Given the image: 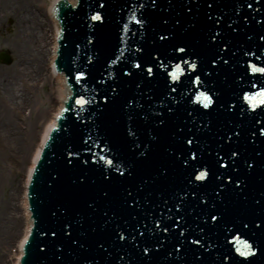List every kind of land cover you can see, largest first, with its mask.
I'll list each match as a JSON object with an SVG mask.
<instances>
[{"label":"water","instance_id":"obj_1","mask_svg":"<svg viewBox=\"0 0 264 264\" xmlns=\"http://www.w3.org/2000/svg\"><path fill=\"white\" fill-rule=\"evenodd\" d=\"M55 3L52 69L63 80L52 79L53 101L62 107L20 182L31 212L20 264H264V104L252 107L264 73L251 71L264 67V0ZM189 150L197 159L185 165ZM201 165L209 177L189 183ZM243 241L255 249L247 257L236 252Z\"/></svg>","mask_w":264,"mask_h":264},{"label":"bare ground","instance_id":"obj_2","mask_svg":"<svg viewBox=\"0 0 264 264\" xmlns=\"http://www.w3.org/2000/svg\"><path fill=\"white\" fill-rule=\"evenodd\" d=\"M55 2L56 0H0L2 12L0 24H3L5 18L14 17L15 27L9 30L18 41L19 53L22 50L24 52V54L16 55L18 57L14 64L16 70L13 77L17 80L16 94L12 83L7 79L0 80V93L3 100H13L18 95V87L19 92L23 93L17 97L21 99L19 102L11 101L4 113L2 110V119L0 118V126L6 129L2 135L0 171L5 170L8 174L6 185L10 188L4 206L7 211L2 212L0 218V245L11 239L0 264H18L22 256V243L25 242L29 233L27 217L30 211L27 210L26 200L22 196L25 186L20 182H28L42 145L48 137L51 126L55 125L62 107L61 103L56 105L53 101V98H56L57 89L52 79H55L57 84L63 80V76L56 75L52 69V56H55L54 48L58 45V42L54 40L58 25L55 24L49 9ZM36 61L41 63L35 66ZM45 81L50 85V90L45 93L44 101L42 100L47 107L40 108L41 104H38L35 96L33 97V92L36 94L38 83L42 84ZM25 113L28 115L27 122L23 120ZM32 113L34 117L31 119ZM14 210L18 214H15Z\"/></svg>","mask_w":264,"mask_h":264},{"label":"snow or ice","instance_id":"obj_3","mask_svg":"<svg viewBox=\"0 0 264 264\" xmlns=\"http://www.w3.org/2000/svg\"><path fill=\"white\" fill-rule=\"evenodd\" d=\"M249 6H251V5H249ZM92 18H93V19H99V18H100L99 13H96ZM217 23H219V20H217ZM217 34H219V32H217ZM163 38H164V37H161V39H163ZM211 38H212L213 40H215V39L217 38V36H216V35H213ZM261 39L264 40V36H262ZM224 47H227V45H225ZM177 50L180 51V52H184V51H185L184 48H179V49H177ZM222 50H223V49H222ZM184 63H185V64H188V61H184ZM212 63L215 64V63H216V60H213ZM133 67H135V68H140L141 65H140L139 63H134V64H133ZM160 67H161V68H164V67H166V65L163 64V63H161V64H160ZM190 67L193 68V69H195V68H196V64H195V62L191 63V64H190ZM175 68H176V71H173V72L168 73V75H169L173 80H177V79H179V75H178V73H179V71L181 70L179 64L175 65ZM145 71H146V74H147V75H152V73H153V69H152L151 66L147 67V68L145 69ZM251 71L254 72V73H255V72L264 73V67H257L255 64H252V65H251ZM83 75H84V73H82V72L79 73V74H78V78H79V76H83ZM196 79L199 80V77H197ZM173 91H174V89H173ZM257 95L260 97V99H259L256 103H253V105H252L253 108H255V107L257 106V104H264V89H261V90L257 93ZM200 96H204L205 100L207 101V102L204 103V105H203L204 108H208L209 105L213 103V101H212V99H211L210 96H205L204 93H201ZM199 98H200V97L198 96L197 99H199ZM245 98H246V99H250V97H249V95H248L247 93H245ZM76 102H77L78 104H84V103H85V100L83 99V97H81V98L78 99ZM169 111H171V109H169ZM160 122L163 123V121H160ZM260 132H261V134H264V128H261V129H260ZM253 135H255V134H253ZM194 139H195L194 136H188V137H187V143H188V144H192L193 141H194ZM197 143H199V141H197ZM68 155L71 156L72 153L69 152ZM231 155H232V156H235V155H237V153H236V152H232ZM189 156H190V159H189V158H185V159H183V163H184L185 165H188V164L190 163V160H191V161H195V160L197 159V152H196V151H193V150H189ZM226 159H228V158L221 159V155H220V153H217V160L220 162L221 167H224V166H225L224 160H226ZM221 161H223V163H222ZM69 163H71V161H69ZM108 163H112V161L109 160ZM118 171H119V170H118ZM210 171H211V169H210L208 166H206V165H201L198 169L194 168L193 171H192V173H191V177H192V179L189 181V183H192L193 181L204 182V181L206 180V178L209 177V175H210ZM81 179H83V178H81ZM217 179H218V177H217ZM231 179H232V178L229 177V180H231ZM235 184H236V185H240V184H241V181H240L239 179H236V180H235ZM219 188H221V189L224 188V184L221 183V184L219 185ZM217 191H219V189H218ZM105 195H107V193H105ZM129 195H131V192H129ZM187 195H188V192H185V193H184V196H187ZM192 195L195 196L196 193L194 192V193H192ZM181 199H182V198H181ZM201 201H207L206 199H203L202 194H201ZM174 206H175L176 209H178V210H180V211H181V209L183 208V204H182L181 202L176 203ZM208 208H209V207H208ZM214 208H215V205L213 204V205L209 208V210L214 209ZM169 211H171V209H169ZM216 212H218V211H216ZM205 215H206V219H207V217L210 215V218H211L212 221H216V220H217V217H218L217 215L211 213L210 211H207V213H206ZM219 217H220V220L218 221V223L223 219V213H221V215H220ZM175 219L178 220V221H180L181 224H185V223H186V221H184V218H183L181 215H176V214H175ZM154 224L157 225V226H159V225L161 224V221H160V220H154ZM171 227L174 229V228L177 227V224L172 223V224H171ZM244 227L246 228L247 225H244ZM65 228H66V229L69 228V225H65ZM154 228H155V227H154ZM163 231H164V232H168V231H169V228H168V227H164V228H163ZM203 232H204V229L201 228V229H200V233H203ZM183 233H185V229H184V227L180 229V234H181V236L183 235ZM52 235L55 236L56 233L53 232ZM139 235L143 236L144 233H143V232H140ZM119 237H120V239H124L125 235L123 234V232H121V233L119 234ZM132 238H133V240L136 239L135 236H133ZM191 241H192L193 244H200V243H201V240H200V239H196V238L192 239ZM232 241H234V242H239V238H238L237 236H232ZM243 243H244V249H241V248H238V247H237V248H236V252L240 253V255H242V256L247 257V256H249L252 252H254L255 249L252 248L251 245H249L248 241H243ZM156 247L158 248L159 245H156ZM177 247H179V245H177ZM149 250H150L149 247H147V246L143 247V252L148 253ZM225 259H227V257H225Z\"/></svg>","mask_w":264,"mask_h":264},{"label":"rangeland","instance_id":"obj_4","mask_svg":"<svg viewBox=\"0 0 264 264\" xmlns=\"http://www.w3.org/2000/svg\"><path fill=\"white\" fill-rule=\"evenodd\" d=\"M0 14H2L1 10H0ZM14 17L11 16L9 18H5L3 24H0V54L5 53L9 56L10 58V63L9 64H5L3 62H1L0 60V80H4L7 79L8 82L12 83V85L14 86V93L16 90V84H17V80H14V73H15V62L19 54H24L23 50L21 51V53H19L18 51V41L12 36L11 31L9 29L14 28L15 26V21L13 19ZM23 46V45H21ZM29 53V52H28ZM41 62L36 61V65H39ZM35 71H37L35 69ZM4 76V77H2ZM21 79V78H20ZM14 80V81H13ZM13 81V82H12ZM20 82V80L18 81V83ZM13 89V88H12ZM18 95L15 96V98L13 100H8L5 101L2 99V94L0 93V118L2 119V110L3 113L5 112V109L8 108V104L11 103V101H16L19 102L21 99L19 97V99H17L18 96H21L20 94H23L22 91L19 92L20 88L18 87ZM50 90V85L47 83V81H45L44 83H38V86L36 88V94H34L35 92H33V90L31 92H33V97H36V101L38 102V104L40 103V108H45L47 107V104L45 102L42 103V100L44 101V97H45V93L48 92ZM16 94V93H15ZM23 96V95H22ZM34 99V98H33ZM5 108H4V107ZM4 108V109H3ZM4 115V114H3ZM25 117H23L24 122H27V118L28 115L25 114ZM34 117V113H32L31 115V119ZM7 128V126L5 127ZM6 132V129H2L0 128V157L2 156V139L4 133ZM8 174L5 173L4 171H0V182L2 181V184L0 185V218L2 217V212L7 211L6 208H4L5 204V200L8 199V192L10 190V188L6 185V177ZM3 179V180H2ZM11 206V205H10ZM9 210V207H8ZM16 210H14L15 212ZM12 212V211H11ZM15 214H18L17 212H15ZM4 221V218H2ZM7 239V237H6ZM11 239L8 240L7 243L3 244L2 246L0 245V260L3 258L4 252L7 250V247L9 246V242ZM14 248V247H13ZM11 248V249H13Z\"/></svg>","mask_w":264,"mask_h":264},{"label":"flooded vegetation","instance_id":"obj_5","mask_svg":"<svg viewBox=\"0 0 264 264\" xmlns=\"http://www.w3.org/2000/svg\"><path fill=\"white\" fill-rule=\"evenodd\" d=\"M0 128H2V127L0 126Z\"/></svg>","mask_w":264,"mask_h":264}]
</instances>
